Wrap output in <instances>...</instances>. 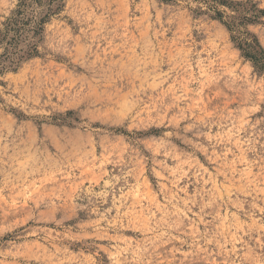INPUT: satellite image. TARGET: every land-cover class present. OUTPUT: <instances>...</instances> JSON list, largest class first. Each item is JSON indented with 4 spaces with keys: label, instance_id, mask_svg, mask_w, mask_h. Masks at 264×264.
Here are the masks:
<instances>
[{
    "label": "rangeland",
    "instance_id": "1",
    "mask_svg": "<svg viewBox=\"0 0 264 264\" xmlns=\"http://www.w3.org/2000/svg\"><path fill=\"white\" fill-rule=\"evenodd\" d=\"M216 8L264 50V0ZM214 14L57 0L0 75V264H264V73Z\"/></svg>",
    "mask_w": 264,
    "mask_h": 264
},
{
    "label": "trees",
    "instance_id": "2",
    "mask_svg": "<svg viewBox=\"0 0 264 264\" xmlns=\"http://www.w3.org/2000/svg\"><path fill=\"white\" fill-rule=\"evenodd\" d=\"M204 1L208 8L214 10V17L226 26L231 40L242 55L264 73V50L257 38L241 27L242 20L238 21V24L235 21H225L223 20L224 11L216 8V5L229 0ZM56 2L57 0H16L10 14L0 25V75L15 69L22 60L36 54L35 39L43 32L44 24L51 16ZM231 3L241 6L244 2L230 1ZM256 10L264 13V10Z\"/></svg>",
    "mask_w": 264,
    "mask_h": 264
}]
</instances>
